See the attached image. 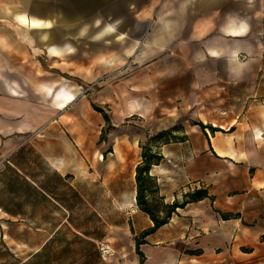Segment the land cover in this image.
Returning <instances> with one entry per match:
<instances>
[{"label": "crops", "instance_id": "1", "mask_svg": "<svg viewBox=\"0 0 264 264\" xmlns=\"http://www.w3.org/2000/svg\"><path fill=\"white\" fill-rule=\"evenodd\" d=\"M165 4L167 17L161 18L157 32L161 42L150 58L143 53L136 60L142 84L153 91L159 122L182 119L186 139L153 146L162 159L150 175L166 204L183 202L186 193L198 189H206L209 197L178 208L169 223L145 239L144 264H264V0L252 5L247 0ZM229 14L248 18L247 35L228 34L235 30ZM28 19L40 20L38 26L28 24L32 29L51 26L36 16ZM5 53L10 58L14 47ZM233 53L246 65L239 75L233 71ZM46 119V110L15 87L0 88V239L12 242L19 223L11 220H22L31 236L24 243L30 252L25 264L52 251L55 259L48 253L46 264H56L57 252L65 249V230L78 233L65 227L71 213L58 201L60 209L47 200V208L40 209L48 192L63 196L64 189H76L69 176L79 165L72 152L65 161L62 136L59 147L35 141L33 135L42 133L36 129ZM52 184L59 194L49 189ZM122 187L127 191L126 182ZM136 213L140 233L153 226L149 216Z\"/></svg>", "mask_w": 264, "mask_h": 264}, {"label": "rangeland", "instance_id": "2", "mask_svg": "<svg viewBox=\"0 0 264 264\" xmlns=\"http://www.w3.org/2000/svg\"><path fill=\"white\" fill-rule=\"evenodd\" d=\"M166 2L0 0V88L15 87L20 96L46 110L47 119L36 129L42 133L33 135L35 141L59 147L62 136L65 161L72 152L79 162L69 176L76 189H64L63 196L47 191L49 197L43 195L40 202V209L47 208V201L60 209L58 201L64 212L71 213L65 227L78 229V233L65 230V249L57 252L56 264H138L135 238L141 227L136 212L143 211L135 197L143 147L176 142L183 129L182 119L175 124L159 122L153 91L142 84L136 60L143 53L150 58L161 42L157 32L161 18L167 17ZM19 15L49 20L51 26L32 29ZM117 21L115 32H105L106 25ZM49 39L53 44L48 45ZM48 46L62 53L55 55ZM13 47L15 53L8 58L5 52ZM59 91L74 94L75 100L59 101ZM169 130L176 137L167 136ZM125 182L131 193L122 187ZM157 184L148 178L146 195L164 218L168 204L158 194ZM49 189L59 194L55 184ZM11 221L19 226L13 228L12 242L0 239V264H25L30 252L24 243L31 236L25 234L22 220ZM48 253L55 259L56 252ZM47 254L37 255L29 264H46Z\"/></svg>", "mask_w": 264, "mask_h": 264}, {"label": "trees", "instance_id": "3", "mask_svg": "<svg viewBox=\"0 0 264 264\" xmlns=\"http://www.w3.org/2000/svg\"><path fill=\"white\" fill-rule=\"evenodd\" d=\"M100 112L103 113L104 118L106 121H109V116L104 113L102 110ZM203 128H205L204 124L199 123ZM213 131L216 129L212 128ZM160 135V134H159ZM182 136L179 137L178 141H185L186 135L181 134ZM167 136H174L176 137V134H174V130H169L167 132ZM168 143V142H167ZM153 147V146H152ZM151 146H146L143 147V152H142V158L143 161L137 166V175H136V180L138 183L137 186V204L140 207V209L148 214L153 221V226L145 229L140 235L136 236L135 238V251L136 254L140 257V263L139 264H144L145 262V254L141 250V245L147 243L146 238L158 231L162 226L166 225L169 223L172 215L177 212L178 208H184L187 203L192 202V201H199L202 200L206 197H209V193L206 189H198L195 190L194 192H188L184 196V201L179 202L175 201L173 204H168L166 205V215L164 218H161L158 213L155 211L153 208L151 202L148 200L146 191H147V186L146 182L147 179H152L153 177L150 175V170L153 165L158 164L161 159L162 155L158 154V152L154 151Z\"/></svg>", "mask_w": 264, "mask_h": 264}, {"label": "clouds", "instance_id": "4", "mask_svg": "<svg viewBox=\"0 0 264 264\" xmlns=\"http://www.w3.org/2000/svg\"><path fill=\"white\" fill-rule=\"evenodd\" d=\"M247 3L249 5H252L253 0H247ZM228 16H230L232 18V23L235 25V30L229 32V35H233V36H245L248 34V32L250 31V24L248 21L247 17H240L238 15H234V14H229ZM97 25L99 24V21H96ZM120 22L117 21L116 23L113 24H108L105 26V32L107 33H112L115 32L117 30V26ZM101 35H103V33H101ZM98 38V37H97ZM69 50H73L71 48V46H68ZM215 55H221V53H215ZM233 60L236 63V67L233 68V71L239 75L243 69L246 67V65L244 63H242L241 61H239L237 59V54L233 53L232 54Z\"/></svg>", "mask_w": 264, "mask_h": 264}, {"label": "bare ground", "instance_id": "5", "mask_svg": "<svg viewBox=\"0 0 264 264\" xmlns=\"http://www.w3.org/2000/svg\"><path fill=\"white\" fill-rule=\"evenodd\" d=\"M18 17L25 24H31L32 26H38L40 24V20H37V19L30 20L25 15H19ZM58 94L61 95L65 99V101L71 102L75 99L74 94H69V93H66L64 91H61V92L59 91ZM65 101H63V103ZM126 185H127V191L131 193V191H132L131 185L129 183H126ZM134 197H135V195H134Z\"/></svg>", "mask_w": 264, "mask_h": 264}, {"label": "built area", "instance_id": "6", "mask_svg": "<svg viewBox=\"0 0 264 264\" xmlns=\"http://www.w3.org/2000/svg\"><path fill=\"white\" fill-rule=\"evenodd\" d=\"M108 249H109L108 246H104V247H103V250H104L105 253L108 252Z\"/></svg>", "mask_w": 264, "mask_h": 264}, {"label": "water", "instance_id": "7", "mask_svg": "<svg viewBox=\"0 0 264 264\" xmlns=\"http://www.w3.org/2000/svg\"><path fill=\"white\" fill-rule=\"evenodd\" d=\"M67 20V19H66ZM49 42H52L50 39H49Z\"/></svg>", "mask_w": 264, "mask_h": 264}, {"label": "snow or ice", "instance_id": "8", "mask_svg": "<svg viewBox=\"0 0 264 264\" xmlns=\"http://www.w3.org/2000/svg\"><path fill=\"white\" fill-rule=\"evenodd\" d=\"M213 55H215V53H213Z\"/></svg>", "mask_w": 264, "mask_h": 264}]
</instances>
